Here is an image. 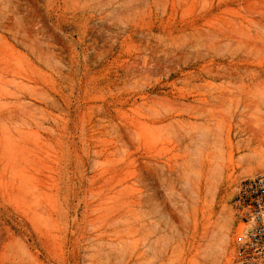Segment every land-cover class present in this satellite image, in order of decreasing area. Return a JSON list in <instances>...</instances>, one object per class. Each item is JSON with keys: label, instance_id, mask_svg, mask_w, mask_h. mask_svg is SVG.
Returning a JSON list of instances; mask_svg holds the SVG:
<instances>
[{"label": "rangeland", "instance_id": "obj_1", "mask_svg": "<svg viewBox=\"0 0 264 264\" xmlns=\"http://www.w3.org/2000/svg\"><path fill=\"white\" fill-rule=\"evenodd\" d=\"M263 26L264 0H0V264H230L233 197L264 169V71H239L264 67ZM238 32L226 64L213 41ZM227 91L253 98L222 127L249 151L205 181Z\"/></svg>", "mask_w": 264, "mask_h": 264}, {"label": "bare ground", "instance_id": "obj_2", "mask_svg": "<svg viewBox=\"0 0 264 264\" xmlns=\"http://www.w3.org/2000/svg\"><path fill=\"white\" fill-rule=\"evenodd\" d=\"M213 28L214 26L208 27L207 31L209 35L212 34L210 30H213ZM223 37L217 40L218 43L216 41H213V40L212 41L216 45H220L221 43H223L224 51H225L224 59L227 61L226 64H229L231 61H233L232 60L233 57L237 56L236 52L241 48V43H239L241 41V36L239 35V32H238L237 34H233V33L225 34L224 33ZM213 46L214 45H211L210 48H213ZM207 55H210V59L208 62L213 64L216 58L213 56L212 53L207 54ZM240 60L242 61V59ZM244 60H247V59H244ZM211 70H212L211 68L207 70L206 74L210 78H215L217 73L213 74ZM239 71H241V77H246L252 82L258 80V82L260 83L263 81L262 79L259 80L261 77V74L264 71V67H262V65H261V69H258V70L254 68L248 69L247 67H242L239 69ZM226 75L231 78L230 73L227 72ZM249 95H250L249 91H235V94L232 93L231 91H227L225 95H222V97H223V101L225 102V104L226 103H229V104H226V105L223 104L219 106L216 111L212 110L211 112L207 114V118L205 119V124L201 126L202 131H203V134L201 133L202 134L201 143H200L201 145L200 147L196 149L199 151V159H198L199 173L198 174H199V177H201L205 181H208L212 173L215 172V170H217L218 168L222 167L223 170L226 169V167H223L222 162H220L218 159L220 157H225L226 154L229 153V148L235 147L238 151L249 149L248 144L247 143L245 144L242 141H239L234 145L231 143V141L229 140L230 138L229 126L227 129H222V127L225 124L228 125L231 122H236L237 124L251 122L250 118L253 114L252 107L254 104H253V98H251V96ZM209 120H212V123H206ZM241 156L245 160L251 158V156H249V154L247 153H243V155ZM197 171H198V168H197Z\"/></svg>", "mask_w": 264, "mask_h": 264}, {"label": "built area", "instance_id": "obj_3", "mask_svg": "<svg viewBox=\"0 0 264 264\" xmlns=\"http://www.w3.org/2000/svg\"><path fill=\"white\" fill-rule=\"evenodd\" d=\"M232 208L242 227L230 264H264V169L239 181Z\"/></svg>", "mask_w": 264, "mask_h": 264}]
</instances>
